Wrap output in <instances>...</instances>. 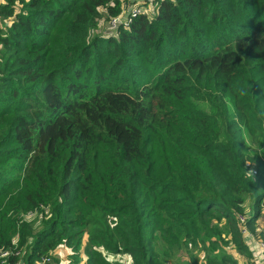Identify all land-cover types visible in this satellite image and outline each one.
<instances>
[{"label": "trees", "instance_id": "trees-1", "mask_svg": "<svg viewBox=\"0 0 264 264\" xmlns=\"http://www.w3.org/2000/svg\"><path fill=\"white\" fill-rule=\"evenodd\" d=\"M125 1L0 0V249L256 264L264 0Z\"/></svg>", "mask_w": 264, "mask_h": 264}, {"label": "built area", "instance_id": "built-area-1", "mask_svg": "<svg viewBox=\"0 0 264 264\" xmlns=\"http://www.w3.org/2000/svg\"><path fill=\"white\" fill-rule=\"evenodd\" d=\"M131 2H133V4ZM141 12L149 14V10L145 6H140L139 0H126L122 5L120 13L111 20V24L116 25L118 22L128 24L135 15ZM261 217L264 221V205ZM240 219L243 221L245 217L240 215ZM241 231L243 234L247 235L248 239L250 238L251 244L255 248L257 259L256 264H264V240L254 239L247 227L244 225H242ZM20 254L21 249L19 248L17 237H14L11 241V246L0 249V264H8V259L11 255L17 257V259L9 264H22L20 261ZM45 259L46 258L43 260Z\"/></svg>", "mask_w": 264, "mask_h": 264}, {"label": "rangeland", "instance_id": "rangeland-1", "mask_svg": "<svg viewBox=\"0 0 264 264\" xmlns=\"http://www.w3.org/2000/svg\"><path fill=\"white\" fill-rule=\"evenodd\" d=\"M150 6H155V3H151ZM255 147H257L256 144H255ZM246 165H248V163ZM261 190H262L261 186H258L256 188L255 192L252 193L251 195H249L248 198L246 199L245 209H246V212L248 214L253 213V211H254L253 202H254L255 196H256V194L260 193ZM81 205L82 204H80V202H79V206L84 207V205H82V206ZM22 215L25 217H28L30 219L34 215V213L31 211H27L26 213L23 212ZM259 220L262 221V217H260ZM14 235L17 236V234H14ZM88 238L89 237L87 236V232L84 233V235L82 237V242H81L82 244L80 245L78 251L84 253L83 242L85 241V239L88 240ZM101 249H102V247H101ZM21 250L22 251H21L20 257H21V262L23 263V258H24L23 256L26 253V248L23 247V249H21ZM69 250H70V248L68 246H59L55 250V256L59 258V264H67L68 263V258H70V257L67 255V253L69 252ZM105 254L110 260L117 262L116 264H131V260L129 258V255H127V254L111 253V252H106ZM85 257H86L85 253L80 255L79 257H77L78 258L77 263L78 264H84L85 263ZM170 262H171V264H184V261L178 255H174Z\"/></svg>", "mask_w": 264, "mask_h": 264}]
</instances>
